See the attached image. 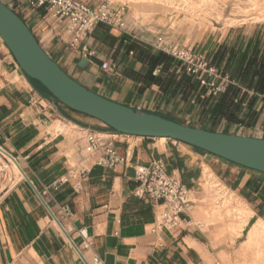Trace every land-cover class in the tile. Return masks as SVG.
Here are the masks:
<instances>
[{
  "label": "crops",
  "instance_id": "1",
  "mask_svg": "<svg viewBox=\"0 0 264 264\" xmlns=\"http://www.w3.org/2000/svg\"><path fill=\"white\" fill-rule=\"evenodd\" d=\"M1 1L21 17L66 73L94 93L187 126H191L189 122L179 119L210 123L203 107L191 103L193 97L184 99L179 92L172 95L154 82L162 66L153 65V53L160 52L152 44L158 36H182V43L171 42L205 54L212 62L226 37L210 41L214 35L198 29L200 24L170 25L175 18L171 12L153 14V3L130 5L126 0L124 31L100 25L72 49L65 20L55 18L45 7H31L30 0ZM79 1L93 8L101 3ZM231 35H237L242 51L248 44L252 51L262 40L264 52L262 28L235 30ZM205 37L208 40L203 42ZM85 46L92 52L87 59L81 54ZM104 63L109 69L102 68ZM263 121L264 113L257 127L240 128L264 134ZM88 130L112 132L101 122L67 109L26 77L0 39V148L18 162L27 177L20 171L21 178L0 191V264H93L96 258L100 264H237L253 260L249 235L264 222L263 173L177 141L126 135L117 142L125 161L113 169L99 167L96 158L88 155ZM0 159L7 160L10 167L16 165L1 152ZM158 160L197 199L175 231L155 232L162 210L150 199L135 195L137 167ZM84 164L91 173L79 190L70 184L52 188L68 171ZM209 179L222 185L247 216V225L236 236L230 232L229 219L217 211L223 202L216 204L215 194L205 187ZM45 191L48 194L43 196ZM238 226L235 223L232 228ZM80 231H85L86 240ZM85 242L88 249H84Z\"/></svg>",
  "mask_w": 264,
  "mask_h": 264
},
{
  "label": "built area",
  "instance_id": "2",
  "mask_svg": "<svg viewBox=\"0 0 264 264\" xmlns=\"http://www.w3.org/2000/svg\"><path fill=\"white\" fill-rule=\"evenodd\" d=\"M116 1L101 0L100 5L95 8L79 0H30L29 4L33 8L45 7L55 18L65 20L67 32L71 38L70 47L76 49L100 25L120 31L125 30L128 5ZM152 47L156 52L166 54L178 63L177 74H186L200 83L201 87L206 90V94L200 96L202 100L210 96H219L231 83L229 77L220 73L205 54L179 48L164 36H158ZM81 54L85 59L92 56V52L86 46L82 48ZM102 68L109 69V64L104 63ZM157 74L158 71L154 72L155 76ZM191 103L196 104V100H192ZM120 136L123 135L114 131L104 133L88 130L85 132L88 155L96 158L97 166L113 169L125 161L117 148ZM90 173L91 169L85 164L80 168L71 169L54 183L52 188L58 190L70 184L75 190H79L81 185L88 180ZM136 180L139 185L135 190V195L150 199L162 210L156 221L155 232L178 230L184 222L182 215L197 204L195 196L182 184L180 179L167 173L163 161H153L149 165L137 167ZM47 194L48 191H45L43 196ZM64 214L69 216L71 213L69 209H65ZM80 234L85 240L87 239L85 231H80ZM84 247L88 249L87 242L84 243ZM77 249L82 255L80 249ZM93 264H100V260L94 259Z\"/></svg>",
  "mask_w": 264,
  "mask_h": 264
},
{
  "label": "water",
  "instance_id": "3",
  "mask_svg": "<svg viewBox=\"0 0 264 264\" xmlns=\"http://www.w3.org/2000/svg\"><path fill=\"white\" fill-rule=\"evenodd\" d=\"M0 39L24 75L39 83L67 109L95 119L122 135L177 141L264 174V139L194 128L156 114L135 111L94 93L66 73L43 50L21 17L1 0ZM0 152L27 178L11 155L1 148Z\"/></svg>",
  "mask_w": 264,
  "mask_h": 264
},
{
  "label": "rangeland",
  "instance_id": "4",
  "mask_svg": "<svg viewBox=\"0 0 264 264\" xmlns=\"http://www.w3.org/2000/svg\"><path fill=\"white\" fill-rule=\"evenodd\" d=\"M125 3L126 0H120ZM130 5L134 3H153V14L164 15L167 12L173 14L172 23L170 25L179 26L186 24L194 26L200 24L198 29L203 30L206 35H214L209 38L210 41L218 37H226L223 45L232 47L237 41V35L232 37L231 33L235 30L256 31L262 28L264 31V0H128ZM186 20L182 23L181 20ZM170 20V17H169ZM179 35V34H178ZM164 36V35H163ZM168 41H176L182 43V36L177 35L170 39L169 36H164ZM185 40V39H184ZM201 40V38H200ZM208 40V37L203 39V42ZM222 73L221 71H219ZM225 76V75H224ZM264 107V100L258 104V110ZM181 122H189L191 126L201 129H212L211 123L203 124L197 119L187 117L179 119ZM218 133H223L226 130L232 132V135L249 136L260 135L253 130L241 129L240 127H230L229 129L221 124L215 127ZM257 129V128H256ZM3 158V157H2ZM7 160L0 159V191L9 187L14 181L21 178L17 170L12 167L7 168ZM207 191L215 194V203L223 202L218 205L217 211L222 212L229 219L231 233L235 236L241 232L243 227L247 225V216L243 213L235 203L232 197L227 195L226 189L217 181L209 179L206 184ZM238 223V228L233 229L232 225ZM256 227V226H255ZM254 227V228H255ZM253 228V229H254ZM249 249L252 252L253 260L250 262H238L237 264H264V239L250 237ZM251 241V242H250Z\"/></svg>",
  "mask_w": 264,
  "mask_h": 264
},
{
  "label": "trees",
  "instance_id": "5",
  "mask_svg": "<svg viewBox=\"0 0 264 264\" xmlns=\"http://www.w3.org/2000/svg\"><path fill=\"white\" fill-rule=\"evenodd\" d=\"M238 46V41L232 47L224 45L212 60V64L231 81L217 97L210 96L202 100L200 96L206 94V90L200 83L186 74H177L178 63L161 53H153L154 67L162 66L161 74L154 77V82L172 95L179 92L184 99L193 97L203 107L213 126L208 131L217 132L215 127L222 123L226 124V129L231 126L255 128L264 113L263 107L258 110V104L264 100L262 40L256 42L252 51L250 44L244 51ZM262 126L264 128V121ZM224 133L228 134V130Z\"/></svg>",
  "mask_w": 264,
  "mask_h": 264
},
{
  "label": "bare ground",
  "instance_id": "6",
  "mask_svg": "<svg viewBox=\"0 0 264 264\" xmlns=\"http://www.w3.org/2000/svg\"><path fill=\"white\" fill-rule=\"evenodd\" d=\"M165 139V138H162ZM7 157V156H6ZM3 160V159H2ZM10 167L9 165L7 166V168ZM14 170L16 169L17 172L21 175L19 168L17 167V165H14L12 167ZM250 237H254L255 238H261L264 239V222L260 221L258 223V225H256V227L251 231V236ZM251 242V241H250Z\"/></svg>",
  "mask_w": 264,
  "mask_h": 264
}]
</instances>
